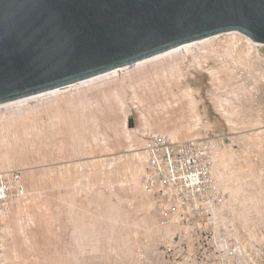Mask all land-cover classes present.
<instances>
[{
	"label": "rangeland",
	"instance_id": "obj_1",
	"mask_svg": "<svg viewBox=\"0 0 264 264\" xmlns=\"http://www.w3.org/2000/svg\"><path fill=\"white\" fill-rule=\"evenodd\" d=\"M145 132L225 139L214 173L241 248L210 262L264 264V47L238 32L1 107L0 170L22 172L28 194L0 264H169Z\"/></svg>",
	"mask_w": 264,
	"mask_h": 264
},
{
	"label": "water",
	"instance_id": "obj_2",
	"mask_svg": "<svg viewBox=\"0 0 264 264\" xmlns=\"http://www.w3.org/2000/svg\"><path fill=\"white\" fill-rule=\"evenodd\" d=\"M232 32L264 46V0H0V105Z\"/></svg>",
	"mask_w": 264,
	"mask_h": 264
},
{
	"label": "built area",
	"instance_id": "obj_3",
	"mask_svg": "<svg viewBox=\"0 0 264 264\" xmlns=\"http://www.w3.org/2000/svg\"><path fill=\"white\" fill-rule=\"evenodd\" d=\"M122 71L117 70L118 75ZM144 137L148 159L145 181L160 214L158 227L175 233L174 238L169 236L173 240L169 264H176L179 256L184 264H211L214 252L236 257L241 248L240 238L214 173L215 156L225 145V139H176L160 132H145ZM27 194L22 172L0 170V261L14 240L9 233V218ZM218 240L222 250L213 248Z\"/></svg>",
	"mask_w": 264,
	"mask_h": 264
},
{
	"label": "bare ground",
	"instance_id": "obj_4",
	"mask_svg": "<svg viewBox=\"0 0 264 264\" xmlns=\"http://www.w3.org/2000/svg\"><path fill=\"white\" fill-rule=\"evenodd\" d=\"M212 38H213V37H212ZM208 39H210V38H208ZM208 39H205V40H208ZM205 40H201V41H199V42H203V41H205ZM199 42L189 43V44L183 45V46H181V47H179V48H176V49H173V50H171V51H168V52H166V53L160 54V55H158V56H154V57H152V58H149V59H146V60L140 61V62H138V63H136V64H134V65H132V66H130V67H127L126 69H123V71H124V70H127V69H130V68H132V67H135V66H140V65H142V64H144V63H147V62H149V61L155 60V59H157V58H162L163 56H166V55H168V54H171L172 52H176V51L182 50V49H184V48H189V47H191V46H193V45H195V44H197V43H199ZM116 74H118V73H117V70H116V71L109 72V73H106V74H104V75H100V76H97V77L91 78V79H87V80H85V81H82V82H80V83H77V84H75V85H72V87H78V86H81V85L89 84V83H91V82H93V81H95V80H99V79H102V78H104V77H107V76H113V75H116ZM72 87H71V88H72ZM66 90H67V89H66ZM61 91H65V90H63V89H55V90H51V91H48V92H45V93H41V94H39V95H35V96H32V97L23 98V99H19V100L13 101V102H9V103H6V104H2V105H0V108H1V107H8V106H15V105H16V106H20V105L25 104V103L28 102L29 100H32V99H35V98H39V97L48 96V95H51V94H54V93H57V92H61Z\"/></svg>",
	"mask_w": 264,
	"mask_h": 264
},
{
	"label": "crops",
	"instance_id": "obj_5",
	"mask_svg": "<svg viewBox=\"0 0 264 264\" xmlns=\"http://www.w3.org/2000/svg\"><path fill=\"white\" fill-rule=\"evenodd\" d=\"M150 194H151V191H150ZM152 195V194H151ZM153 196V195H152ZM155 203V202H154ZM159 219H160V214H159V212L157 213V220L159 221ZM158 221H156V222H158ZM167 240V239H166ZM168 242L167 243H170L171 242V240H167Z\"/></svg>",
	"mask_w": 264,
	"mask_h": 264
}]
</instances>
